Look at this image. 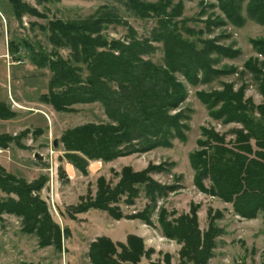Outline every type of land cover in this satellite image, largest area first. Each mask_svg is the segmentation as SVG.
<instances>
[{"label": "trees", "instance_id": "obj_1", "mask_svg": "<svg viewBox=\"0 0 264 264\" xmlns=\"http://www.w3.org/2000/svg\"><path fill=\"white\" fill-rule=\"evenodd\" d=\"M3 1L8 3L17 21L25 15L44 17L23 0H0V6ZM171 1L121 0L133 17L156 19L157 26L150 38L139 39L115 10L100 6L94 14L78 20L48 23V40L58 48L68 49L67 59L58 52L54 55H46L41 50L35 52L24 42L32 64L52 73L48 92L40 96V102L51 105L57 112L71 111L78 104L99 103L108 118V123L84 124L68 129L61 136L62 157L82 174L87 173L91 160L110 162L155 148H171L175 139L186 141L190 116L183 105L188 96L187 86L208 85L239 72L232 66L217 67L222 58L236 55L231 46L220 45L218 38L213 37L203 39L202 47L197 49L192 40L181 35L172 19L180 16L182 6L179 2L170 8ZM217 1L226 21L209 16L208 33L226 26L227 22L235 27H243L247 21L264 26V0ZM168 8L170 13H166ZM243 10L246 17L242 15ZM111 24L125 25L130 32L128 37L111 40L104 37L103 29ZM182 30L188 35H203L193 29ZM153 42L162 45L161 65L147 58L157 50ZM252 44L264 58V40H253ZM258 62L256 57L247 60L238 76L241 78L247 72L252 75L262 97L260 104L245 98L247 85L244 83L236 90L234 83L221 82L218 90L196 92L208 116L223 125L238 124L241 128L231 129L233 138L226 141L225 135L201 127L197 149L188 155L194 187L232 204L233 212L244 219H255L259 212L264 213V72L257 66L264 61ZM12 114L9 107L0 102V119ZM13 141L11 135L1 134L0 148L7 149ZM163 172L164 167L160 165H149L141 171L125 166L118 173L119 184L112 188L100 177L95 197L79 204L75 212L102 210L120 219L123 216L119 208L112 204L120 202L124 194H128L127 204H131V198L141 191L149 205L142 213L126 219L139 218L152 225L150 216L157 210V203L180 188L151 177ZM205 181L209 182L208 187ZM44 184V177L31 184L16 181L0 167V214L22 217V230L34 234L41 247L53 246L62 251V238L70 235L68 228L61 229L49 214L46 202L33 195V191L41 190ZM13 194L16 199L10 197ZM197 208L193 207L188 215L174 218V215H166L163 206L158 207L157 223L164 236L183 242L180 264H207L215 247V237L223 233L208 210V230L202 234L198 228ZM151 252L146 251L143 241L135 236H129L126 244H113L102 237L90 244L88 258L90 264H137L142 256L149 258Z\"/></svg>", "mask_w": 264, "mask_h": 264}, {"label": "rangeland", "instance_id": "obj_2", "mask_svg": "<svg viewBox=\"0 0 264 264\" xmlns=\"http://www.w3.org/2000/svg\"><path fill=\"white\" fill-rule=\"evenodd\" d=\"M23 1L35 7L44 17L25 15L21 21H17L6 1L0 6V102L9 107V113H13L8 118L0 119V135L9 134L14 138L7 149L0 148V167L13 175L16 181L26 184L44 177V186L39 191H33V195H38L46 202L54 222L61 229L68 228L70 235L62 238V251L53 246L41 247L34 234L22 230V217L1 213L0 264H90L88 251L93 241L104 237L113 244H126L129 236L140 238L144 249L152 251L149 258L142 256L137 264H180L183 242L166 238L157 223L158 207L162 206L167 211L166 215H174V218L188 215L197 206L198 228L202 234L208 230V210L211 211L210 218H214V223L223 233L215 237V247L207 264H264V221L261 220L264 213L261 212L256 220L244 219L233 212L232 204L198 191L193 185V170L188 162V155L197 149L196 140L201 136V127L225 135L226 141L233 138L229 132L231 129L241 128L238 124L223 125L208 116L206 107L195 95L197 91L218 90L221 82L234 83L236 90L244 83L247 85L245 98H251L256 105L262 102L252 75L247 72L240 78L238 73L250 58L264 61L252 44L253 40H264V26L247 21L243 27H235L227 22L226 26L218 27L210 34L206 31L209 16L225 20L217 0H172L170 8L179 2L182 6L180 16L171 18L181 35L192 40L197 49L202 47L203 39L213 37L218 38V44L231 46L236 55L222 58L217 67L222 69L232 66L239 72L218 78L208 85L187 86L188 96L183 105L190 116L186 141L175 139L171 148H155L110 162L91 160L86 168L87 173L82 174L62 157L64 144L61 136L68 129L84 124L108 123V118L99 103L78 104L71 111L57 112L51 105L40 102V96L48 92L52 73L47 68L39 69L32 64L30 51L25 49L24 42L32 46L35 52L41 50L46 55L58 52L59 56L67 59L69 50L58 48L48 40L50 21L78 20L94 14L100 6H107L115 10L125 25L142 39L150 38L157 26L156 19L133 17L121 0ZM144 1L155 3L159 0ZM170 8L166 13H170ZM242 15L246 17L244 10ZM125 25H108L102 34L108 40L125 39L130 33ZM186 28L202 32L203 35H188L182 30ZM153 45L157 50L147 58L161 65L162 45ZM257 66L264 72V64ZM178 78L181 79L179 75ZM251 144L254 141L251 140ZM149 165L164 167L163 173L151 174L154 180L180 187L157 203V210L150 216L152 225H147L139 218L126 219L142 213L149 205L141 191L131 198V204H127L128 194H124L120 202L112 204V207L119 208L118 212L123 216L120 219L102 210L75 212L79 204L95 197L100 177L112 188L119 184L121 176L118 173L123 167L141 171ZM208 185L209 182L205 181V186ZM10 197L17 198L14 194ZM171 216H167L168 220Z\"/></svg>", "mask_w": 264, "mask_h": 264}, {"label": "crops", "instance_id": "obj_3", "mask_svg": "<svg viewBox=\"0 0 264 264\" xmlns=\"http://www.w3.org/2000/svg\"><path fill=\"white\" fill-rule=\"evenodd\" d=\"M261 214H262V213L260 212V213L258 214L257 217H259ZM261 216H262L261 220H262V222H263V221H264V218H263L264 215H261ZM235 218L238 219L236 216H235ZM255 220H256V219H255ZM255 220H251V222H252V221H255Z\"/></svg>", "mask_w": 264, "mask_h": 264}]
</instances>
